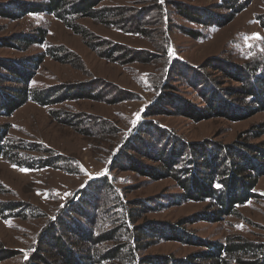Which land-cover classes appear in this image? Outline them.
Masks as SVG:
<instances>
[{"label":"rangeland","instance_id":"374dc122","mask_svg":"<svg viewBox=\"0 0 264 264\" xmlns=\"http://www.w3.org/2000/svg\"><path fill=\"white\" fill-rule=\"evenodd\" d=\"M42 1L45 0H0V7L12 16L0 15V39L38 33L45 41L26 49L0 45V59L13 63L43 54L45 45L57 46L59 58L45 55L32 69L31 88L74 91L70 98L57 97L59 101L48 106L26 101L11 115L0 116L5 137L9 144L18 146L20 153L57 160L53 166L22 168L0 157V204L9 209L16 207L0 211V250L14 252L0 264H23L39 244V235L48 220L79 192L84 191V198L89 195L91 201L93 180L102 178L109 186L102 189L97 223L94 226L91 222L90 226L96 237L94 246L102 250L101 254L111 249H116V254L100 258L99 264H126L127 252L136 259L132 263L137 264L140 257L182 259L202 250L197 243L161 237L158 229H150L147 223L163 228L180 222L185 232L205 241L264 242V175L255 183L256 197L238 206L234 213L222 215L216 222L195 220V215L207 210L206 202L177 201L182 191L170 177L153 179L132 169L131 160L139 168L158 163L133 149L140 143L129 141L141 120H155L190 143L233 144L245 140L253 146L263 144L264 135L254 137L251 131L260 130L264 124V111L236 121L216 116L194 121L180 114L172 103L156 102L158 95H167L176 102L184 100L202 106L193 73L214 79L220 87H231L235 83L219 68L247 64L263 71L264 0H237L245 8L219 26L192 20L178 10H190L196 17L199 15L192 12L202 10L225 16L227 11L221 7L224 0H101L92 15L74 18L72 23L79 32L52 14L21 15L14 9L17 4H23L25 9L26 2ZM107 10L113 13L105 23L101 13ZM133 23L140 24L139 31L129 26ZM186 30H196L197 34L192 37ZM112 48L125 49L128 58L120 57L118 52L105 55ZM122 50L119 54H123ZM181 61L187 63V70L181 69ZM18 84L12 80L2 82L3 89L10 92ZM90 88L94 93L98 90L97 97H85ZM143 136L150 139L149 134ZM117 218L125 227L119 226L114 232ZM110 232H114L113 238ZM228 264L235 263L231 260Z\"/></svg>","mask_w":264,"mask_h":264},{"label":"trees","instance_id":"16d2710c","mask_svg":"<svg viewBox=\"0 0 264 264\" xmlns=\"http://www.w3.org/2000/svg\"><path fill=\"white\" fill-rule=\"evenodd\" d=\"M99 1L101 0H45L40 3L26 2L28 7L25 9L23 4H17L14 9L21 15L41 12L52 14L72 30L79 32L77 25L72 23L74 18L78 15H92ZM155 5L157 7V3ZM221 7L227 11V15L207 14L205 10H202L197 13L192 12L199 15L196 17L191 14L190 10L183 12V9L180 8L178 11L192 20L207 25L219 26L231 20L236 13L241 12L245 8V4L239 3L237 0H224ZM9 13V11L0 7V15L12 17ZM112 13L111 10L101 13L105 23L108 21L107 17H111ZM129 26L133 30L139 31L140 24L133 23ZM186 33L192 37L197 34L196 30L195 32L186 30ZM34 43L44 44V37L37 33L12 35L0 39V45H18L21 49H26ZM120 50L122 49H107L105 55L111 56L118 52L117 54L120 57L128 58V55L124 53L125 49L122 50L123 54H119L121 53ZM59 51L60 48L57 46L45 45L43 54L39 56L23 58L13 63L10 61L11 63L8 64L0 59V70H6L5 73L0 72V116L11 115L26 101L48 106L55 101H59L57 97H71L70 92L74 91L71 89L66 91L67 88L52 87L43 91L31 88L30 85L32 69L43 61L45 55L59 58ZM212 59H208L207 63H210ZM179 64L183 70L188 67L184 61ZM219 69L223 70L222 72L235 85L220 87L214 79L192 71L194 79H196L193 80V84L200 94L202 106L190 104V102L184 100L176 102L169 99V97L167 98V95L164 97L158 95L157 100L159 102H156V104L171 105L172 103L171 106L180 114L194 121L215 116L236 121L264 111V70H260L257 65L248 67L247 64L242 66L228 64L225 68ZM8 80L19 83L18 87L12 92L3 89L2 82ZM91 88L86 91L85 97H93L94 95L97 97L98 90L94 93ZM63 91H66V93ZM167 99L169 101L164 102ZM154 113L160 112H147L148 115ZM61 114L62 112H60ZM68 114L66 116L70 115ZM260 126V130H250L255 132L254 137L264 135V124ZM4 131L5 128L0 126V157L8 159L12 165L29 168L32 166H53L57 163V160L51 157H35L20 153L18 146L9 144ZM133 132L129 135L130 143H140L139 147L133 145V149L141 156L158 163V165L152 167L145 165L139 168L136 161L131 160L132 164L128 163V166L130 165V167H133L132 169H136L139 173L153 179L170 177L182 191L177 196L179 197L177 201L184 199L205 201L207 210L195 215L193 217L195 220L202 219L216 222L222 215L234 213L238 206L246 204L248 200L256 197L255 183L258 177L264 175V141L263 144L254 146L247 144L245 140L235 141L233 144L219 142L190 143L178 137L171 130L162 127L155 120H141ZM144 134H149L150 139L146 140ZM23 144L27 145L26 143ZM29 146L33 147L32 145ZM128 158L130 159V157ZM93 181L92 184L95 186H93L92 200L89 201V195L84 198V191L79 192L61 212L48 220L39 235V244L24 260L23 264H99L100 258H113L115 256L116 249L101 254L102 250L94 246L96 237L93 236L90 223L93 222L94 226L97 223L95 220L99 212H96V209H100L102 189L109 186V183L104 178ZM99 194L100 196H98ZM109 204L112 205L113 200ZM89 206H92V209L89 210ZM9 208L11 207L0 204V211ZM15 208L12 207L9 210ZM146 225L150 229L157 228L161 237H170L189 244L197 243L198 246L202 247V250H198L182 259H176L172 256L156 257L158 259L149 256L140 257L137 264H199L198 261L201 260L204 261V264H228L231 260L235 264H264V242L261 244L249 242L237 244L200 240V238L197 239L192 234L185 232L179 226L181 225L180 222L172 226L167 224L163 228L153 226L152 223ZM119 226L125 227L123 223H120V219L117 220L113 228L114 232L118 231ZM114 232H110L111 238L114 237ZM154 235L158 236L155 233ZM69 236H72L74 240H71ZM121 241L124 242L125 240ZM13 253L12 250H0V260ZM127 253L128 255L125 256V259L128 260L126 264L136 262L131 252ZM229 259L231 260L229 261Z\"/></svg>","mask_w":264,"mask_h":264},{"label":"snow or ice","instance_id":"6c2138e0","mask_svg":"<svg viewBox=\"0 0 264 264\" xmlns=\"http://www.w3.org/2000/svg\"><path fill=\"white\" fill-rule=\"evenodd\" d=\"M257 34H253V36L255 37ZM134 123H135V121H134Z\"/></svg>","mask_w":264,"mask_h":264}]
</instances>
